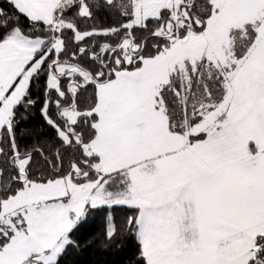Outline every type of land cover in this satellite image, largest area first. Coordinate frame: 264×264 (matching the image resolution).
I'll use <instances>...</instances> for the list:
<instances>
[{
	"label": "snow or ice",
	"instance_id": "snow-or-ice-1",
	"mask_svg": "<svg viewBox=\"0 0 264 264\" xmlns=\"http://www.w3.org/2000/svg\"><path fill=\"white\" fill-rule=\"evenodd\" d=\"M0 264H264V0H0Z\"/></svg>",
	"mask_w": 264,
	"mask_h": 264
}]
</instances>
